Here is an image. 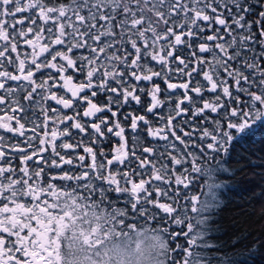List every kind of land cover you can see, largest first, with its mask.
Masks as SVG:
<instances>
[{"label":"snow or ice","instance_id":"snow-or-ice-1","mask_svg":"<svg viewBox=\"0 0 264 264\" xmlns=\"http://www.w3.org/2000/svg\"><path fill=\"white\" fill-rule=\"evenodd\" d=\"M141 94L145 114L123 117L130 145L120 107ZM0 106V130L22 138L0 135V264H205L181 200L209 206L178 186L264 129V0H0ZM141 124L163 151L140 142ZM106 134L110 154L95 147Z\"/></svg>","mask_w":264,"mask_h":264},{"label":"trees","instance_id":"trees-1","mask_svg":"<svg viewBox=\"0 0 264 264\" xmlns=\"http://www.w3.org/2000/svg\"><path fill=\"white\" fill-rule=\"evenodd\" d=\"M19 50L21 53L31 51L22 42ZM49 71L54 76L57 75L54 70H46L43 78H47ZM77 76L79 80L83 79L79 74ZM37 79H41L40 74H37ZM195 79L206 83L203 82L202 76ZM174 82H176V78H174ZM10 83L14 84L15 82ZM160 83L161 87L164 88L165 85L162 82ZM140 86L146 89L150 87L147 82L143 81L140 82ZM53 90L55 91L56 89ZM58 94H65V90L60 89ZM176 94L179 95L180 90H177ZM68 95L70 96V93ZM213 96L214 94L210 92H205L204 94L205 99H211ZM161 98L164 99V96L162 95ZM94 102L103 105L106 103V96L103 93H98ZM149 103L150 97L146 94H141L140 105L130 102L120 107V120L122 126L125 127V135L129 137L130 145L131 136L133 135L130 129V120L125 121L123 117L129 113L135 115L145 114L146 106ZM49 104L53 107H60L52 101H49ZM85 107L86 104H78L77 110L82 112ZM113 110H116L115 105ZM64 111L68 114L72 113V110ZM156 111L163 116H167L168 105L166 104L163 108H158ZM0 115H3L2 111H0ZM97 115L110 117V113ZM190 117L191 113H189L188 117L178 118V121L182 122V119H189ZM147 118L151 121L154 128L161 123L157 117L151 114H148ZM94 120H96V117H84L82 122H92ZM198 120L199 118H193L191 122L195 124ZM72 131L74 135L69 142L75 143L80 140L81 134L76 133V130ZM138 133L141 143L158 147L160 151H163L165 142L149 137L146 126L141 124ZM0 135L6 137L5 143L7 144H15L22 139L18 136H13L11 133H5L3 130H0ZM26 135H31V133H26ZM64 139L67 140L68 138ZM194 139L197 143H201L198 133L194 136ZM207 142H210V140L204 141V143ZM57 143H60V141L58 140ZM88 143L89 139L85 138L84 144L87 145ZM118 143V137L106 134V137L102 138L95 147L102 148L105 153L110 154L118 146ZM190 150L198 152V149L195 148ZM6 151H9V158L13 159V163L18 164L16 157L19 154L11 153L10 149H6ZM77 152L83 154L82 148L77 149ZM229 154L231 159L224 154L215 156L214 159H209L206 166L212 171L200 176L189 188L184 189L182 185L178 186L182 194L187 196L196 195L202 203H206L209 206L207 211L199 214L192 213L190 201L181 200L182 204L187 205V214L192 218L190 222L194 225L193 232L190 235L202 234L204 242L199 245L196 251L205 264H208V262L210 264H264V129H258L255 136L246 142L242 141L236 146L235 151L230 149ZM225 161L228 162L226 163ZM31 163L29 162V164ZM184 167H190V165H185ZM175 187L177 186L173 185V188ZM201 219L204 222L198 223L197 221ZM188 222L186 221L183 226L172 225L171 230L181 231L183 229V231H187L186 225ZM151 226L156 227L157 225L153 222ZM145 227H148V225H145ZM186 239L181 235L174 244L178 243L187 246Z\"/></svg>","mask_w":264,"mask_h":264}]
</instances>
